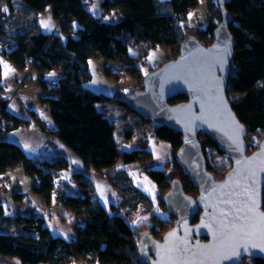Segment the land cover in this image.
<instances>
[{"label": "trees", "instance_id": "trees-1", "mask_svg": "<svg viewBox=\"0 0 264 264\" xmlns=\"http://www.w3.org/2000/svg\"><path fill=\"white\" fill-rule=\"evenodd\" d=\"M89 1L22 0L21 4L16 0H0V41L4 43L0 45V55L19 69L30 66L38 70L37 83L43 90L38 100L51 117L50 134L54 136L53 139L47 137L46 144L67 147L81 159L86 170L104 178L120 198L117 205L111 204L106 211L97 208L93 180L79 171L72 176L83 194L67 193V179L63 174L69 170L71 162L65 156L35 158L18 144L3 138L6 132L36 120L38 114L34 109H25L22 116L14 114L7 107L11 94L5 97L0 91V174L21 166L32 180L31 191L45 204L61 202L74 212L77 219L84 220L82 224L74 223L73 237L65 239L54 235L43 217L36 213L14 216L12 220L30 233L0 232V255L16 258L21 264L82 262L90 254L95 255L97 262L106 264H147L138 256V238L141 233L148 232L159 239L173 225L172 213L163 218L152 213L156 205L167 210L162 197L171 180L177 178L187 195L196 197L198 194L197 187L175 161L176 151L182 143L180 132L166 126L154 127L139 117L142 126L148 128V136L153 135L171 145L172 154L161 168L145 165L153 159L148 147L149 137L137 135L136 128H126L122 142L118 140V123L102 106L116 102L129 110L120 96L141 89L142 84L126 93L115 91L112 94L96 92L87 86L91 80L88 65L91 56L118 61L126 69L122 71L123 75L129 72L135 76L141 75L137 64L144 60L145 54L134 55L132 46L139 43L146 44V47L165 45L170 47L166 61L175 58L186 38V27H181L179 21L197 5L198 0H102L100 15L92 14ZM47 5L52 6L59 32L43 31L36 18L29 14L30 10L36 14ZM225 7L232 17L229 30L235 41L227 97L245 125L246 135L256 136L254 139L259 142L264 135V0H229ZM214 9L206 25L195 35L203 44L211 42L220 20L217 0ZM112 11L119 19L105 20ZM119 68L114 72L106 69L105 72L119 76L118 70L122 69ZM52 69H60L63 74L56 79L43 76ZM185 99V95L179 94L168 102L173 104ZM135 137H138L137 147L126 149L125 142ZM198 140L206 170L215 178L222 177L231 161L208 136L200 134ZM129 163L143 165L145 174L157 186L154 197L145 195L120 168ZM170 171L176 175L172 179H169ZM58 181L65 185L64 195L55 200L53 191ZM262 195L264 211V186ZM141 203L147 207V213L141 214ZM3 213L0 204V220H10ZM252 260L253 264H264L261 259Z\"/></svg>", "mask_w": 264, "mask_h": 264}, {"label": "water", "instance_id": "water-1", "mask_svg": "<svg viewBox=\"0 0 264 264\" xmlns=\"http://www.w3.org/2000/svg\"><path fill=\"white\" fill-rule=\"evenodd\" d=\"M228 1L217 0L220 20L211 42L187 36L175 58L143 77L141 89L120 96L154 127L181 133L175 161L198 190L191 197L177 178L171 180L162 199L175 218L173 225L159 239L148 232L138 238V256L147 264H241L245 257L264 261V135L248 152L247 129L227 97L235 45ZM179 94L186 99L168 102ZM200 134L216 142L231 161L220 178L206 170Z\"/></svg>", "mask_w": 264, "mask_h": 264}, {"label": "crops", "instance_id": "crops-1", "mask_svg": "<svg viewBox=\"0 0 264 264\" xmlns=\"http://www.w3.org/2000/svg\"><path fill=\"white\" fill-rule=\"evenodd\" d=\"M37 88L39 90V93L41 94L40 88L38 86ZM2 89H0L1 95L5 97L9 96L5 92L4 94ZM7 107L14 114L19 116H22V113L20 111L22 107L27 111L34 109L33 107H29L27 104H25L22 99L17 97V95L13 99L8 98ZM102 108L112 118V120L118 123L117 138L119 141L122 140V134L126 128L134 127L137 129L139 127H142L140 119L126 111L120 105L115 108L104 105L102 106ZM44 109L46 110L45 107ZM36 121H40L41 123V118L38 116ZM42 121L46 122L49 126H46L48 128V133L45 134V136L37 133L34 130V120H31L28 125H20L17 128L6 132L3 138L18 144L27 154L35 158H53L58 155L65 156L67 159L71 160V167L63 174V178L67 179V193L72 195L83 194L82 190L77 186L74 181V177L72 176L74 172L79 171L83 172L93 180V183L95 185V196L98 201V203L95 205L97 208L100 207L104 211H106L111 204L117 205L120 198L104 178H102L95 172L86 170L82 164L81 159L64 145L55 143L56 145L54 144L50 147V145L46 144L47 137L51 139L54 138V136L50 134L52 123L50 122V120H46L43 117ZM148 137V147L152 151L153 159L145 165L148 167H152L154 164H161L163 166L166 159L171 155L170 143L165 140H160L155 136ZM42 142H44L43 145ZM35 146L40 151L39 153L34 150ZM32 147L34 148L32 149ZM124 147L126 149L137 147L136 139L134 140L133 138L128 143L125 142ZM120 168L126 171L133 184L145 195L154 197L157 194V186L155 182L145 174L143 165L138 163H129L121 166ZM96 179L99 181L98 184L96 183ZM2 185L5 186V190L1 188ZM32 185L33 183L31 178L25 173L24 169L21 166H16L8 170L7 172L0 174V204L4 209L3 216L7 219H10L7 221L0 220V232L13 231L17 234H29L30 232L28 230H25V227H22L21 224L15 223L12 219L17 214L36 213L43 217L46 226L54 235H61L65 239L73 237L72 225L74 223L82 224L84 220L79 218L77 219L74 212L68 208L54 207L53 203L55 201H51L50 204H45L39 196L35 195L31 191ZM87 207L89 208L90 205L88 204ZM0 264L21 263L16 258H10L0 255ZM67 264H82V262L72 261ZM96 264L106 263L97 262Z\"/></svg>", "mask_w": 264, "mask_h": 264}, {"label": "rangeland", "instance_id": "rangeland-1", "mask_svg": "<svg viewBox=\"0 0 264 264\" xmlns=\"http://www.w3.org/2000/svg\"><path fill=\"white\" fill-rule=\"evenodd\" d=\"M19 1L22 4V0H16ZM160 1H168V0H160ZM102 0H90L89 1V9L94 15H100L103 11L102 6ZM216 5V0H198V3L195 7L191 8L187 11L186 16L184 19H180L179 24L181 27L185 28V36H197L199 28H202L206 25L209 15L212 10H215L214 7ZM5 11V10H4ZM52 6L47 5L45 9L42 11H38L33 13L30 10V15L34 16L37 20V22L40 25V28L45 32H59V24L57 20L53 17L52 12ZM7 12V11H5ZM4 16V14H2ZM1 15V16H2ZM113 17V18H110ZM107 18V19H106ZM105 20H118L119 18L116 17L115 12L112 11L106 16ZM11 21V20H10ZM45 24L48 26L45 27ZM4 44L0 41V45ZM132 51L134 52V55H140L144 52V60L137 64L141 75L135 76L130 74L129 72H126L124 75L122 71L126 70L124 67H121L122 64L115 60H109L102 57L97 56H91L88 60L89 65V71L91 73V80L87 84L89 88L96 92H104L106 94H112L115 91L126 93L130 90L136 89L140 84H142L143 77L153 68H156L160 66L164 61H166L167 57L169 56L170 47L165 45H155V46H147L146 44L139 43L135 46H132ZM7 65V67H5ZM120 67L122 69L118 70L119 76L114 74H106L105 70H111L114 72V70ZM10 69V70H9ZM121 72V73H120ZM63 73L60 69H52L50 71L44 72L43 76L47 79H56L57 77L61 76ZM0 80H1V88L3 93H7V95H10L12 93H15L17 97L23 100L25 104H27L29 107H33L36 111L38 116L41 118L40 121L34 120L35 128L34 130L45 136V134L48 133V128L46 122L42 121V117L46 120H50L51 117L48 116L46 110L44 109L43 105L39 102V90L37 86L39 87L37 80H38V70L33 67H24L22 69H19L18 67L14 66L9 60H7L4 56L0 55ZM142 76V77H141ZM49 82V81H48ZM37 84V86H36ZM50 84V82H49ZM43 90L41 89V92ZM4 93V94H5ZM15 95V96H16ZM13 99V98H11ZM98 105H102L101 103H98ZM104 105L109 106L111 108H115L118 106V104L108 102L104 103ZM21 113L23 114L25 112V109L21 108ZM135 117L139 116L136 115L134 112H131L129 110H126ZM144 125V124H143ZM47 126V127H46ZM145 127V126H144ZM139 127L137 128V135L143 136L149 135L148 128ZM142 129V131H140ZM153 136V135H150ZM256 136L254 135H246L245 139L248 145V150L251 151L252 149H255V146L257 147L258 142L254 139ZM136 137L134 138V140ZM44 142H42L43 145ZM122 144V143H121ZM51 147V146H50ZM34 147H32L33 149ZM37 153L40 151L35 146L34 148ZM171 154H172V148H171ZM171 156V155H170ZM70 162L71 160L68 159ZM161 164H154L151 168H161ZM172 169H175L174 166H172ZM175 172L170 171L169 172V179L174 178ZM96 183L98 184L99 181L96 179ZM2 189H6L4 185L1 186ZM156 205V204H155ZM54 207L57 208H65V206L61 202H54ZM157 208L153 210L152 213H156L157 216L163 218L167 217L169 211L160 209L157 205ZM140 212L147 213V207H145L144 204L141 203L140 205ZM97 263V261L95 262ZM243 264H253V260L249 257H245L243 259Z\"/></svg>", "mask_w": 264, "mask_h": 264}, {"label": "built area", "instance_id": "built-area-1", "mask_svg": "<svg viewBox=\"0 0 264 264\" xmlns=\"http://www.w3.org/2000/svg\"><path fill=\"white\" fill-rule=\"evenodd\" d=\"M10 98H15V93L11 94ZM140 131H142V129H140ZM64 188H65V185L62 181H58L55 184V189L53 191V198L55 200H60L63 198ZM95 262H96V258L94 254L87 255L86 258L82 260V264H95Z\"/></svg>", "mask_w": 264, "mask_h": 264}, {"label": "snow or ice", "instance_id": "snow-or-ice-1", "mask_svg": "<svg viewBox=\"0 0 264 264\" xmlns=\"http://www.w3.org/2000/svg\"><path fill=\"white\" fill-rule=\"evenodd\" d=\"M7 9H5V11H6ZM48 25L47 24H45V27H47ZM5 67H7V65H5ZM10 70V69H9Z\"/></svg>", "mask_w": 264, "mask_h": 264}]
</instances>
